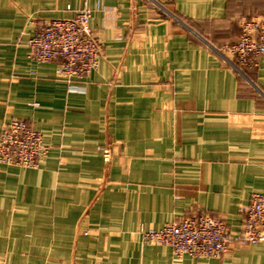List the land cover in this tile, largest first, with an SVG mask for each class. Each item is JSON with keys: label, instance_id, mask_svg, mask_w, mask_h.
I'll list each match as a JSON object with an SVG mask.
<instances>
[{"label": "crops", "instance_id": "crops-1", "mask_svg": "<svg viewBox=\"0 0 264 264\" xmlns=\"http://www.w3.org/2000/svg\"><path fill=\"white\" fill-rule=\"evenodd\" d=\"M85 6L100 64L71 92L27 43ZM255 16L264 0H0V133L22 119L50 147L0 165V264H264V243L178 259L139 233L209 213L236 236L264 191V56L246 78L216 51Z\"/></svg>", "mask_w": 264, "mask_h": 264}, {"label": "built area", "instance_id": "built-area-1", "mask_svg": "<svg viewBox=\"0 0 264 264\" xmlns=\"http://www.w3.org/2000/svg\"><path fill=\"white\" fill-rule=\"evenodd\" d=\"M92 11L77 10L71 18H57L38 25L27 43L29 57L37 64L56 61L57 75L71 92L79 88L76 80L84 79L100 64L101 45L91 28ZM237 42L217 48L219 55L241 76L258 66L264 56V17L242 19ZM43 133L31 123L14 118L0 133V165L37 168L49 152ZM105 160H111L109 149ZM241 232L234 236L224 219L209 214L184 217L160 229L141 227L139 233L148 245L172 248L175 257L220 258L233 241L242 245L264 243V191L254 193L242 209Z\"/></svg>", "mask_w": 264, "mask_h": 264}, {"label": "trees", "instance_id": "trees-1", "mask_svg": "<svg viewBox=\"0 0 264 264\" xmlns=\"http://www.w3.org/2000/svg\"><path fill=\"white\" fill-rule=\"evenodd\" d=\"M232 43H234V42H232Z\"/></svg>", "mask_w": 264, "mask_h": 264}]
</instances>
